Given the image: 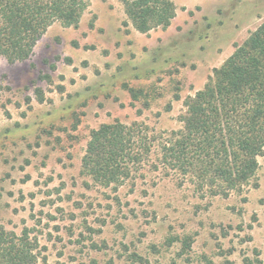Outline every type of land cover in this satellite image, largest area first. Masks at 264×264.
<instances>
[{
	"label": "rangeland",
	"instance_id": "rangeland-1",
	"mask_svg": "<svg viewBox=\"0 0 264 264\" xmlns=\"http://www.w3.org/2000/svg\"><path fill=\"white\" fill-rule=\"evenodd\" d=\"M170 1L169 25L140 32L121 1L90 0L28 58L0 55V226L30 228L46 264H264V152L257 187L228 197L158 170L117 188L81 171L100 125L179 128L183 101L264 22V0Z\"/></svg>",
	"mask_w": 264,
	"mask_h": 264
},
{
	"label": "trees",
	"instance_id": "trees-1",
	"mask_svg": "<svg viewBox=\"0 0 264 264\" xmlns=\"http://www.w3.org/2000/svg\"><path fill=\"white\" fill-rule=\"evenodd\" d=\"M119 1L140 32L166 27L174 15L170 0ZM89 5L90 0H0V55L10 63L28 58L50 25L76 26ZM183 105L177 129L149 133L140 123L115 121L91 130L81 171L117 188L126 179L143 178L145 168L158 170L179 184L189 182L202 197L257 187L264 152V22ZM0 264H46L30 228L17 233L0 226Z\"/></svg>",
	"mask_w": 264,
	"mask_h": 264
}]
</instances>
